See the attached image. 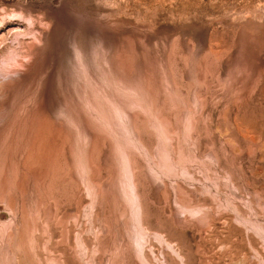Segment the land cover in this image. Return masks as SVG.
Masks as SVG:
<instances>
[{"label":"rangeland","instance_id":"1","mask_svg":"<svg viewBox=\"0 0 264 264\" xmlns=\"http://www.w3.org/2000/svg\"><path fill=\"white\" fill-rule=\"evenodd\" d=\"M13 13L14 33L34 18L46 38L53 100L24 119L22 151L7 130L0 264H264V0H0V25Z\"/></svg>","mask_w":264,"mask_h":264},{"label":"bare ground","instance_id":"2","mask_svg":"<svg viewBox=\"0 0 264 264\" xmlns=\"http://www.w3.org/2000/svg\"><path fill=\"white\" fill-rule=\"evenodd\" d=\"M25 17L26 16L24 13H13L9 15L7 19L3 18L1 20V25H0V58L2 57L7 60L3 63V65L0 66V202H6L8 205H10V207H12V209H14L13 207L14 201L12 199L7 200L6 195H5L6 189L8 186V173H9L6 167L5 158H4V154L7 149V146H6L7 145L6 144L7 130L10 126L14 127V131H16L14 133L16 150L18 152L22 151V148H20L19 146L18 137H20L19 130L21 131V125L24 123L23 122L24 119H27L31 116L34 117L37 111H38V114H45V111H47V109L50 107V104L53 100V88H52V85H50L49 83L50 77L48 75L40 77L41 73L44 72L45 74V70H44L45 59L39 53L38 48L41 42L43 40H46L45 36H43L42 33H38L34 31V25H35L34 18L33 19L27 18L31 37L25 38L16 32L14 33V31H18L17 29L19 28L16 22L22 21L23 19H25ZM39 26H42V25L39 24ZM43 28L46 30L48 29L44 25H43ZM5 31H7L6 34H4ZM46 33L47 32H45V34ZM12 44L14 45L13 47H15L14 51H12L13 48L12 49L10 48L12 47ZM78 58L80 60L82 59L81 53ZM20 75H24V78L20 79L19 78ZM38 78H40V84L36 87V85L34 86L33 83L35 80H38ZM27 80H28V84L27 85L25 84L26 86H24L23 82ZM33 88H36L39 91L40 93L39 98L35 103L33 102L29 106H27L24 113H22V111L19 110V105H17V101H16L18 94L22 92L23 90H31ZM9 106H12L13 110L10 109L11 111L10 110L8 111L7 109ZM40 121L42 123V126H41L42 131L38 133L36 131V135L32 137V140L29 139L31 140L32 143L30 144V146L25 148V150L28 153L33 154V155L36 153L45 152L48 149V147L46 146L47 145L46 138H50V136L52 135V131H51L52 126L48 118L42 117V120ZM126 161L129 164L128 169H130V174H131V176L130 175L128 176L130 177L128 186H130L131 188L130 190H131V194H132V197L134 200V206H135L134 210L137 216V221H138L137 224L139 227L137 231V244L141 245V244H144V242L148 240L149 238V233L147 229L145 228L144 211L142 208L144 203H143V198L141 197L142 195L140 193L139 181L136 176L137 170L135 172V169L133 168L134 165H132L133 163H131L130 159ZM18 172H19V169H17L15 172H12V173L15 174V177H16L15 182H16V186L19 191L21 190V185L23 184V182L21 179L22 175L19 174ZM138 172H140V170ZM32 173L33 172H31V174ZM37 177H38V174H37ZM14 211H17V210H14ZM160 238L163 239L162 236ZM140 247L141 246H139V248ZM142 250H144V248ZM174 252L178 255V257L181 258L183 262L184 260L180 252L178 250H175ZM142 258H144L145 263L148 262L146 255H144Z\"/></svg>","mask_w":264,"mask_h":264}]
</instances>
